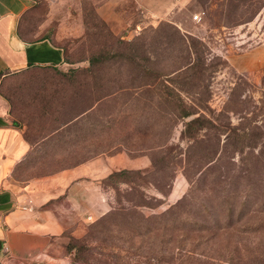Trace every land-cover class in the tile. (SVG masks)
Wrapping results in <instances>:
<instances>
[{"label": "rangeland", "instance_id": "374dc122", "mask_svg": "<svg viewBox=\"0 0 264 264\" xmlns=\"http://www.w3.org/2000/svg\"><path fill=\"white\" fill-rule=\"evenodd\" d=\"M29 21L27 37H51L67 57L62 68L0 79L9 118L30 145L13 177L27 181L94 159L116 167L99 180V199L83 208L89 212L69 221L55 260L40 264H228L236 247L245 252L258 235L238 226L261 214L197 245L200 257L179 256L182 263L172 257L171 231L161 234L154 216L188 190L187 157L231 173L252 154L264 165V62L251 63L264 57V0H37ZM176 30L201 41L203 65L182 51ZM94 53L105 62L87 70ZM182 104L198 112L178 117ZM199 114L207 120L189 130L193 142L182 132ZM123 156L142 166L119 167ZM115 208L128 213L107 215ZM88 234V250L78 251Z\"/></svg>", "mask_w": 264, "mask_h": 264}, {"label": "crops", "instance_id": "0c3cea01", "mask_svg": "<svg viewBox=\"0 0 264 264\" xmlns=\"http://www.w3.org/2000/svg\"><path fill=\"white\" fill-rule=\"evenodd\" d=\"M32 4L33 0H0V79L31 66L62 68L66 64L62 48L50 40L26 42L17 35L19 19ZM263 62L264 57L251 63L255 67ZM235 63L244 67L240 60ZM29 149L0 97V264L55 260L52 253L62 242L69 221L89 212L83 208H87L86 202L94 205L99 199V180L116 168L111 161L105 160L102 167L94 159L51 175L18 181L13 171ZM116 162L119 167L142 166L140 160L125 156Z\"/></svg>", "mask_w": 264, "mask_h": 264}, {"label": "trees", "instance_id": "16d2710c", "mask_svg": "<svg viewBox=\"0 0 264 264\" xmlns=\"http://www.w3.org/2000/svg\"><path fill=\"white\" fill-rule=\"evenodd\" d=\"M37 0H33V4L20 17L17 24V35L26 42H33L40 39H48L53 44L59 46L63 50L64 62L66 63L65 48L56 43L53 38L39 35L37 37H27L30 14L35 7ZM104 25V24H103ZM182 42V51L186 53H195L197 62L203 65L202 44L198 39H194L189 35H179ZM186 40L189 44H186ZM103 56L94 53L88 58L90 70L101 63H104ZM189 62L178 67H189ZM31 67H47V66H31ZM29 67V68H31ZM177 69V70H178ZM22 71L13 73L18 74ZM10 74V75H13ZM9 75V76H10ZM67 75V73H64ZM178 117L186 118L197 113V109H187L184 104L178 105ZM202 120H207L205 116L200 114L189 119L185 123V130L182 134L187 135L193 142H198L197 135L189 130L193 127L198 128ZM225 127V126H224ZM223 128L222 131H224ZM187 133V134H186ZM257 156L252 154V158H242L244 165L239 166L233 173L229 169L217 167L213 169V164H205L197 166L196 163L190 162V157L186 158V165L183 168L184 175L189 183L188 190L177 200L169 209L154 216L158 221V230L163 232L171 231V240L175 241V250L173 259L183 262L179 256L187 255V258H195L197 245H202L212 240L219 232L227 231L242 222L247 216L261 214L258 222L252 224H244L238 226V231L246 234L258 235L257 240L253 243L243 244L245 252L242 253L239 247H236L234 253L239 254L235 257L233 254L229 257L228 264H264V165L258 163ZM251 160V162H250ZM208 161L207 163L211 162ZM237 172V174H234ZM125 208H115L108 213L111 214H127ZM103 218L106 219V216ZM90 234L80 239L79 250L86 251L89 248L88 239ZM196 239V244H192L189 253H182L183 246L189 240ZM164 243V242H163ZM78 243L74 244L76 247ZM200 257L201 254H196ZM197 259V258H196ZM198 260V259H197Z\"/></svg>", "mask_w": 264, "mask_h": 264}, {"label": "built area", "instance_id": "2783aa9c", "mask_svg": "<svg viewBox=\"0 0 264 264\" xmlns=\"http://www.w3.org/2000/svg\"><path fill=\"white\" fill-rule=\"evenodd\" d=\"M193 19H194V20H200V19H201L200 14H199V13L194 14V15H193Z\"/></svg>", "mask_w": 264, "mask_h": 264}]
</instances>
